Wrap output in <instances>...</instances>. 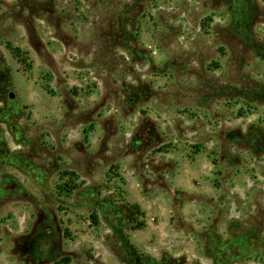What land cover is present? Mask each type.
I'll return each instance as SVG.
<instances>
[{"label":"rangeland","instance_id":"374dc122","mask_svg":"<svg viewBox=\"0 0 264 264\" xmlns=\"http://www.w3.org/2000/svg\"><path fill=\"white\" fill-rule=\"evenodd\" d=\"M0 264H264V0H0Z\"/></svg>","mask_w":264,"mask_h":264},{"label":"water","instance_id":"95a60500","mask_svg":"<svg viewBox=\"0 0 264 264\" xmlns=\"http://www.w3.org/2000/svg\"><path fill=\"white\" fill-rule=\"evenodd\" d=\"M10 98L11 99H14V95L12 93L10 94Z\"/></svg>","mask_w":264,"mask_h":264}]
</instances>
